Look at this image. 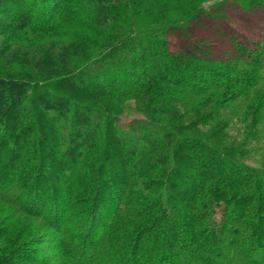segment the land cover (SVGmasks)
I'll return each mask as SVG.
<instances>
[{"label":"trees","instance_id":"1","mask_svg":"<svg viewBox=\"0 0 264 264\" xmlns=\"http://www.w3.org/2000/svg\"><path fill=\"white\" fill-rule=\"evenodd\" d=\"M226 1L0 0V125L12 142L0 198L38 224L37 254L264 264V40L221 47ZM171 31L192 38L189 52L172 50ZM124 101L143 118L122 123ZM62 120L76 135L42 190L29 164Z\"/></svg>","mask_w":264,"mask_h":264},{"label":"rangeland","instance_id":"2","mask_svg":"<svg viewBox=\"0 0 264 264\" xmlns=\"http://www.w3.org/2000/svg\"><path fill=\"white\" fill-rule=\"evenodd\" d=\"M232 1L233 0H227V3L222 4V9L224 10L223 13H225L221 14V16L218 18V21L219 19H221L220 21L223 20L224 23H226V25L229 27L226 35V40H223L224 43L221 44V47H223V49H225L227 53L230 51L232 52V48H234V45L231 42V38H235L240 43L245 44H253L258 42L261 43V41L264 40V10L262 9V7L258 5L251 10L245 11L240 9L238 4H235L236 1ZM262 1H259V3H262ZM4 4L5 3L0 4V11H7V9H9V6ZM215 23L217 22L212 20V22L210 21L206 24V27H208L209 25L210 30H214L215 32L218 26V24L216 26ZM206 27H200L199 29L195 28L194 31L191 32L192 38H194L195 36L205 35L207 33L205 29ZM215 36L219 37L218 35ZM169 38L172 50H180L186 52L190 51V43L192 38H190L188 34L180 31H171L169 34ZM212 39L215 42L219 40L214 38V36L212 37ZM229 48H231V50ZM213 51V54H217L220 57H224L226 55V51L224 53L221 51V49ZM4 64L5 63L3 62V60H0V67L4 68L5 70ZM2 71L3 70H1V72ZM0 88H2L1 85ZM134 103V101H124V103L120 105L119 109L123 110L122 114H120L122 123L126 124L133 118H143L141 114L130 110L135 106ZM61 125V128H58L53 134H48V137L44 139L42 138L43 141H41L40 143H43V145L40 146V148L38 146L35 147L36 150H34L37 158L34 160V163L29 164L36 167L37 171H35L32 175V179L35 180V182L36 179H38L39 181L42 180V190H45V186L43 184L46 182L45 180L50 179L53 181L58 177L59 172L55 168L57 166L56 159L60 157L58 153L60 152V150L58 149L60 147H65V143L67 145L68 141L70 139H73V135H76L71 132V137L69 133L71 127L75 125L74 123L62 120ZM6 131L7 128L0 125V166L4 162L5 157H7V155L11 152L12 142L8 141L7 139L5 140L2 137L3 133L5 135ZM3 139L5 141H3ZM6 141L9 142L8 146L4 147L3 149L2 143ZM99 143L103 144V140H99ZM12 146L14 145L12 144ZM85 146L86 144H84L83 147ZM24 151L25 148L22 149V152ZM63 151L66 152L65 154H68L66 156H69L71 151L74 152V150H67L66 148ZM38 153H42V155H38ZM107 170L109 171L111 169H109L108 167ZM67 177L69 178L70 176ZM38 185L40 186V182ZM79 197L81 196L79 195ZM10 205H12L11 202H7L0 198V264H64L65 259L61 258L58 254L39 255L41 252H37L39 254L36 253L39 247V243H36V239L39 238L41 234L34 233L30 225L33 224L36 226L38 224L35 220H32L29 216H27L26 213L19 212L18 209L16 210V208L14 209L13 206ZM28 255H32L33 258H30Z\"/></svg>","mask_w":264,"mask_h":264}]
</instances>
